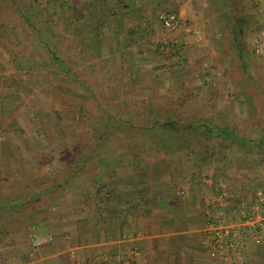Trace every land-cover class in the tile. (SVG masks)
<instances>
[{"label":"rangeland","instance_id":"obj_1","mask_svg":"<svg viewBox=\"0 0 264 264\" xmlns=\"http://www.w3.org/2000/svg\"><path fill=\"white\" fill-rule=\"evenodd\" d=\"M53 1L0 0L1 192L22 194L59 179L83 159L65 190L50 204L33 207L34 220L41 209L62 200L91 201V180L102 165L151 162L154 156L185 162V143L194 158L205 163L223 158L251 181L252 191L264 188V144L242 147L201 126L149 125L166 117L181 124L208 118L253 140L264 132L263 63L249 43L258 26L257 8L251 26L243 24L237 38L223 28L206 40V55L192 59L199 63L186 74L180 47L185 42L178 34L155 23L127 25L133 12L124 13L116 0ZM149 2L142 0L138 8L146 13L152 9L150 17L156 21L158 9ZM192 43L189 49L197 48ZM104 113L112 115L107 125L101 120ZM159 147H167L163 152L177 147V153L168 157ZM217 174L211 179L218 181ZM42 197L35 204L41 205ZM11 233L1 235L0 243H9Z\"/></svg>","mask_w":264,"mask_h":264},{"label":"crops","instance_id":"obj_2","mask_svg":"<svg viewBox=\"0 0 264 264\" xmlns=\"http://www.w3.org/2000/svg\"><path fill=\"white\" fill-rule=\"evenodd\" d=\"M141 2L115 1L124 13L133 12L127 25H161L157 19L151 20L152 9L146 13L138 8ZM149 3L158 11L167 9L177 14L176 30L161 27L185 42L180 47L186 58V74V69L190 74L197 60L206 55V40H213L223 28L235 32L237 22L239 26H249L256 8L257 28L264 22L262 0ZM191 28L199 31L200 39L195 41L197 48L189 49L194 42L187 31ZM195 57L197 60H192ZM168 149L163 152L167 147H159L157 151L170 154L168 157L177 153V147ZM193 153L185 143V162L154 156L151 162L137 159L102 165L101 173L91 180V201L83 205L81 198L75 202L62 200L41 209L31 224L12 231L9 243H0V264H216L200 240L201 226L209 212L236 215L252 197L251 181L230 169L223 158L205 163L194 158ZM216 171L218 181L210 177ZM221 179L225 181L222 196ZM33 231L50 238L33 245ZM110 258L113 262H109ZM245 264H264V236L257 243L246 239Z\"/></svg>","mask_w":264,"mask_h":264},{"label":"built area","instance_id":"obj_3","mask_svg":"<svg viewBox=\"0 0 264 264\" xmlns=\"http://www.w3.org/2000/svg\"><path fill=\"white\" fill-rule=\"evenodd\" d=\"M156 19L167 29H175L179 25L177 14L171 10L157 11ZM188 30L192 39L197 42L200 39L199 31L195 28ZM249 43L252 52L264 60V22L252 32ZM262 63L264 72V61ZM219 188L221 195L224 192L223 183H219ZM263 236L264 188L259 187L253 190L248 204L240 208L236 215L228 217L207 213L200 232V240L205 245L208 256L216 264H245L246 239L257 243ZM49 238L50 235H39L34 231L30 234L33 245ZM109 261L113 262V259L110 258Z\"/></svg>","mask_w":264,"mask_h":264},{"label":"trees","instance_id":"obj_4","mask_svg":"<svg viewBox=\"0 0 264 264\" xmlns=\"http://www.w3.org/2000/svg\"><path fill=\"white\" fill-rule=\"evenodd\" d=\"M55 2V0L53 1ZM16 9H18L21 13V16L23 19L28 20V17L25 15L24 11L20 9L21 5H19V2L15 1ZM64 3V2H63ZM62 4V3H61ZM234 25L235 31L234 35L235 38H237L238 33H241L243 28L240 23H235ZM238 32V33H237ZM237 47L239 49V53L243 52L242 45L237 44ZM46 47L47 52H50L49 47L44 45ZM58 58V57H57ZM60 65L64 68V64L59 59L58 60ZM90 94V91L87 90ZM110 113H104L102 115V122L104 124H108L109 118H111ZM127 120V119H126ZM128 122V120H127ZM150 126L153 125H161V126H167L169 128H176V127H202L204 130L211 132L215 131L217 133H220L225 139L231 141V142H238V144L242 147H248L249 145L256 144V145H263L264 144V132L260 133L256 140H253L252 138L246 137L244 135H238V132L233 129L232 125H218L211 123L208 118H198L189 121L188 123H178L175 120L168 119L167 117L162 119V121L158 122L157 120L151 122L149 124ZM143 127V125H140ZM104 127V125H103ZM85 155H83V158ZM83 159H78L74 161L73 167L71 166L69 169H66V171L63 173L62 177L58 178H51L47 182H43L42 184L33 185L29 190L22 194H6L4 190L1 192L0 190V236L5 235L8 233H11L12 230L26 225L28 222L33 220V216L35 214V208H41L44 204L48 205L52 202V197L55 196V194L60 190H65L66 184L69 182L71 177L73 176L79 166L83 164ZM3 193V194H2ZM46 194V195H45ZM44 195V197H42ZM42 197L43 201L41 202V205L35 204L36 200H39ZM51 199V200H50Z\"/></svg>","mask_w":264,"mask_h":264}]
</instances>
